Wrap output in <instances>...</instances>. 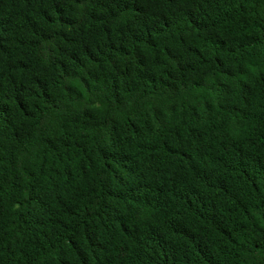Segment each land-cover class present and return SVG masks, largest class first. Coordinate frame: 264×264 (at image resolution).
<instances>
[{
  "label": "trees",
  "instance_id": "16d2710c",
  "mask_svg": "<svg viewBox=\"0 0 264 264\" xmlns=\"http://www.w3.org/2000/svg\"><path fill=\"white\" fill-rule=\"evenodd\" d=\"M0 264H264V0H0Z\"/></svg>",
  "mask_w": 264,
  "mask_h": 264
}]
</instances>
